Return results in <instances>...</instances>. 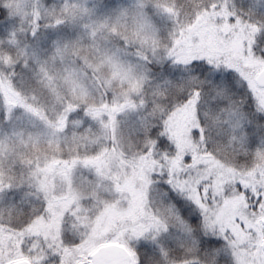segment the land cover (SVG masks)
<instances>
[{"label": "snow or ice", "instance_id": "6c2138e0", "mask_svg": "<svg viewBox=\"0 0 264 264\" xmlns=\"http://www.w3.org/2000/svg\"><path fill=\"white\" fill-rule=\"evenodd\" d=\"M0 25V233L75 196L42 264H264V0H15Z\"/></svg>", "mask_w": 264, "mask_h": 264}, {"label": "rangeland", "instance_id": "374dc122", "mask_svg": "<svg viewBox=\"0 0 264 264\" xmlns=\"http://www.w3.org/2000/svg\"><path fill=\"white\" fill-rule=\"evenodd\" d=\"M53 3L59 5L62 0H52ZM97 0H87L89 5L96 3ZM104 3H112L113 0H103ZM119 2V0H116ZM15 0H0V12H9L11 11V6L14 5ZM169 11H174V9H169ZM11 19V15L9 17ZM5 25H0V30L3 29ZM196 29H193L195 35L200 37L201 43L206 45L210 49H214L217 46L218 40L220 39L216 33V27L214 24H210L208 21L201 19V21L196 26ZM189 53L192 51L191 49V37H189ZM186 123L187 117L186 116H176L172 123L173 133L172 136L178 142H184V136L186 131ZM9 129L5 128L0 130V133L7 132ZM37 151H40L37 149ZM27 157L21 156L18 160L15 161L16 167L13 169L17 174H20L27 164ZM232 172L233 170H228ZM233 177H226L225 179H230ZM47 189L48 191L55 193L60 191L65 185L70 190L72 188V177L69 172H65L63 169L59 171L53 169L50 171L49 176L45 178ZM59 181V183H58ZM60 200V204L56 205L53 203V208L55 210V219L49 225L43 228V223L33 226L32 230L26 232L27 238H31L32 235L36 236L34 240V244H27L26 242L23 243L24 245L32 248L33 252H41L38 248L40 245V241L44 242L48 248L51 247L52 244H59V236H60V225L64 219L66 213L73 211L75 205L78 204V198L72 196L70 198H61V197H54V202ZM72 209V210H71ZM71 210V211H70ZM80 210V209H77ZM38 228V229H37ZM32 234V235H31ZM21 235V234H20ZM12 237V236H11ZM13 241L14 246L16 248L15 252V264H33V257L30 258L29 255L20 251L21 241L17 240L15 237L7 238V236L3 233H0V244H4L7 247L8 241ZM29 242V241H28ZM47 256L44 254L43 257L37 256L34 257L35 264H42V259H46Z\"/></svg>", "mask_w": 264, "mask_h": 264}, {"label": "trees", "instance_id": "16d2710c", "mask_svg": "<svg viewBox=\"0 0 264 264\" xmlns=\"http://www.w3.org/2000/svg\"><path fill=\"white\" fill-rule=\"evenodd\" d=\"M54 204H56V205H59L60 204V200H57V201H55L54 202ZM72 210V209H71ZM70 210V211H71ZM43 228L44 227H46V226H49L50 224H46V223H43ZM38 229V228H37ZM4 234V233H3ZM32 235V234H31ZM7 236V235H6ZM12 237H15V239H16V244H17V237H16V235H13ZM12 237H9V236H7V238L9 239V238H12ZM35 235L33 236L32 235V237L29 239V238H27V235H25V233H23V234H21L20 235V238H19V240L21 241V243H27V244H34V240H35ZM29 241V242H28ZM13 242V241H12ZM28 246H30V245H28ZM38 248L41 250V251H44V253H45V255H46V249L48 248V246L44 243V242H42V241H40V245L38 246ZM47 256V255H46ZM30 258H32V257H30ZM33 260H34V257H33Z\"/></svg>", "mask_w": 264, "mask_h": 264}, {"label": "water", "instance_id": "95a60500", "mask_svg": "<svg viewBox=\"0 0 264 264\" xmlns=\"http://www.w3.org/2000/svg\"><path fill=\"white\" fill-rule=\"evenodd\" d=\"M104 251H105L106 253L108 252V250H107V249H105ZM116 255H119V254L117 253Z\"/></svg>", "mask_w": 264, "mask_h": 264}]
</instances>
